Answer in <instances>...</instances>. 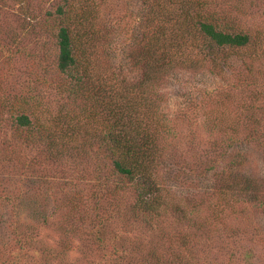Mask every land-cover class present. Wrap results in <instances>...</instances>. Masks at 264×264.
Wrapping results in <instances>:
<instances>
[{
  "label": "rangeland",
  "instance_id": "rangeland-1",
  "mask_svg": "<svg viewBox=\"0 0 264 264\" xmlns=\"http://www.w3.org/2000/svg\"><path fill=\"white\" fill-rule=\"evenodd\" d=\"M66 1L0 0V264H264V0L73 1L76 31L93 45L95 82L108 92L134 94L124 84L141 76L132 52L141 49L148 17L158 12L155 23H175L176 41L183 36L180 67L156 78L148 95L157 97L155 116L167 119L153 162L178 170L165 202H178L184 214L170 207L153 220L132 207L135 186L113 191L119 175L96 139L48 145L12 121L16 106L55 134L67 118L85 131L107 124L98 107L68 95L70 81L57 67L63 22L55 10ZM195 12L254 42L212 47L191 25ZM230 180L247 194L257 187L260 197L233 201L234 188L206 190Z\"/></svg>",
  "mask_w": 264,
  "mask_h": 264
},
{
  "label": "trees",
  "instance_id": "trees-1",
  "mask_svg": "<svg viewBox=\"0 0 264 264\" xmlns=\"http://www.w3.org/2000/svg\"><path fill=\"white\" fill-rule=\"evenodd\" d=\"M73 1L67 0L64 5L58 6L55 10L56 16L61 18L63 22L56 32L57 67L70 81L66 87L68 95L74 98L81 97L94 107H98V112L105 114L102 121L106 120V127L103 125L104 129L102 128L99 131H85L80 128L78 120L67 118L65 119L64 129L60 134L45 132V126H43L36 113L31 111L27 113L22 109L17 111L16 106L13 109L15 114L12 116V121L18 127L30 129L33 134L39 137L44 136L46 140H49L48 145H82L78 142L84 136L96 139L101 147L108 149L112 171L114 174L119 175V183L111 185L114 192L126 190V182L135 186L137 193L132 207L150 220L157 219V217L164 214H160L161 210L170 207L184 214L181 211L182 208L178 206V202L175 204L165 202L163 193L171 189V187L168 188L167 180L171 177H177L178 170L170 166L164 167L161 161H158V165L153 162L155 145H158L157 140L161 133L166 132L164 127H167V119L161 117L160 113L155 116L156 110L154 108H158L159 103L156 96L148 95L149 92L153 93L159 85V81L156 85V78L161 75L168 76L169 72H173L180 67V58H183L184 53L183 50L179 52V47L185 44L182 39L183 36H180L181 41H176L175 23L170 29L158 24V20L155 23L154 19L156 16L158 17V12L148 17L146 21L148 29L142 33L144 40L141 42V49H134L132 52V56L135 58L134 64L138 65L137 62H139L141 65V76L133 82L124 84L125 88L129 86L134 89V94L129 97V88L124 91L108 92L102 87L101 82H95L94 76L96 75L97 65L92 59L93 45L85 41V38L90 35L88 32L78 33L76 31L77 26L73 21L76 16L75 13H72ZM219 20L220 18L218 20L206 19L195 12L193 13L191 25L199 34L197 36L220 50L237 49L251 45L254 42L253 35L245 31L235 30L232 24L228 25ZM183 21L179 19V23L182 25ZM194 38L197 37L194 36ZM191 44L194 45L193 52L200 51L197 49L196 41H191ZM176 52L179 53L176 54ZM204 52L211 62H217L218 58L212 54L211 50ZM189 102L190 97L186 103ZM138 106L139 108H137ZM152 109L154 111H151ZM96 119H98L97 115ZM102 121H99V123ZM233 178L238 179V176L236 175ZM227 182L232 187H229ZM239 183V180L224 181L222 183L208 182L206 190L210 192V195H213L217 189L224 186L226 189L234 188V190H238L237 195L228 197L230 200L244 199L246 195L248 201L257 199L260 189L256 187L251 194H247V191L240 189V187L237 188ZM100 185L101 187L109 186L105 180L100 182ZM249 187L251 188V185ZM222 192L225 191L222 190ZM117 237L118 234L115 238ZM117 252L118 249L115 253ZM124 252H126V248L122 249V253Z\"/></svg>",
  "mask_w": 264,
  "mask_h": 264
}]
</instances>
